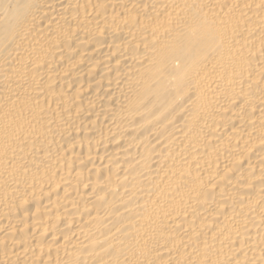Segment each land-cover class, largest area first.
<instances>
[{
	"label": "bare ground",
	"instance_id": "6f19581e",
	"mask_svg": "<svg viewBox=\"0 0 264 264\" xmlns=\"http://www.w3.org/2000/svg\"><path fill=\"white\" fill-rule=\"evenodd\" d=\"M0 264H264V0H0Z\"/></svg>",
	"mask_w": 264,
	"mask_h": 264
}]
</instances>
